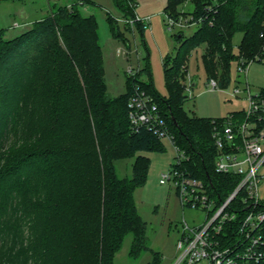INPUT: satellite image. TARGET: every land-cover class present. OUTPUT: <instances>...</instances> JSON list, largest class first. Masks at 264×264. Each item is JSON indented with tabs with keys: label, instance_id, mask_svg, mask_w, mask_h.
<instances>
[{
	"label": "trees",
	"instance_id": "1",
	"mask_svg": "<svg viewBox=\"0 0 264 264\" xmlns=\"http://www.w3.org/2000/svg\"><path fill=\"white\" fill-rule=\"evenodd\" d=\"M186 1L203 20L192 36L178 34L181 49L163 60L166 97L152 78L139 79L141 70L127 76L125 93L111 97L97 19L74 5L13 38L0 30V264H26L30 257L33 264H114L129 235L132 257L148 248L135 191L151 166L143 153L165 146L152 131L132 128L128 102L136 83L153 97L174 143L189 157L180 168L221 200L233 192L237 177L216 171L212 137L213 120L227 116L186 112L188 62L205 45L207 80L220 88L228 86L234 61L264 62V0H168L166 15L178 19ZM117 2L126 17L136 18L134 0ZM237 32L243 33L238 54ZM143 70L150 72L149 63ZM259 91L264 96V88ZM234 114L245 116L244 109ZM121 159H134L131 176H119ZM237 225L224 228L230 242L237 240ZM160 262L156 253L150 264Z\"/></svg>",
	"mask_w": 264,
	"mask_h": 264
},
{
	"label": "rangeland",
	"instance_id": "2",
	"mask_svg": "<svg viewBox=\"0 0 264 264\" xmlns=\"http://www.w3.org/2000/svg\"><path fill=\"white\" fill-rule=\"evenodd\" d=\"M78 1L0 0V30H4L5 38H13L31 28L34 22L56 12L59 7L74 5L83 16L93 14L97 19L109 95L116 97L126 92L127 70L132 68L141 70V81H149L152 78L157 91L166 97L168 91L163 60L166 55L174 56L181 49L182 41L178 40V34L183 33L186 39L198 29L202 19L195 15L194 4L186 1L180 6L177 21L193 17L197 22L186 26L176 24L173 27L165 13L168 0H134V23L130 22L132 17H126L117 0H91L93 3L86 4H79ZM242 37V32L233 36L234 51L237 54ZM205 48V45H201L193 51L188 62V98L184 102L186 112L200 117H225L233 111L246 109L247 101L243 92L238 97H232L231 92L237 85L243 90L246 80L252 91L264 88V62L252 61L247 64L246 74H243L238 61H234L228 86L212 89L202 60ZM147 63L150 65V72L143 70ZM189 87L191 92L188 91ZM162 141L164 151L143 153L150 157L151 166L146 183L135 191L139 212L147 222L148 248L138 257H132V238L129 235L116 254L114 264H150L156 253L161 258V264H172L179 253L177 242L183 228V218L191 225L205 219L206 212L202 209H182L173 183H161L163 173L169 171L177 155L170 140L162 138ZM133 161L134 159H121L116 162L120 177L132 175ZM260 171L264 175V165ZM260 194L264 200V179L260 184ZM26 234L27 241L30 235L28 232ZM34 261V258L30 257L26 264H33Z\"/></svg>",
	"mask_w": 264,
	"mask_h": 264
},
{
	"label": "built area",
	"instance_id": "3",
	"mask_svg": "<svg viewBox=\"0 0 264 264\" xmlns=\"http://www.w3.org/2000/svg\"><path fill=\"white\" fill-rule=\"evenodd\" d=\"M168 18L173 27L197 22L193 17L180 22ZM239 67L241 73L246 74L247 64L240 62ZM138 72L131 68L127 75L135 78ZM209 82L212 89L219 88L215 79ZM188 91L191 92V87ZM242 92L247 101L243 118L233 111L224 122L213 120L212 137L218 149L216 171L234 175L238 180L230 196L221 200L211 194L203 180L180 168L183 160L189 157L174 143L153 97L139 83L133 87L128 102L133 130L148 129L160 138L170 140L176 148L175 163L163 173L161 183H173L183 210L192 208L206 212L203 222L196 225L183 218L177 242L179 253L172 264H264V200L260 194L264 179L260 171L264 165V125L261 126L264 123V96L260 91H252L247 80L244 89L237 85L231 96L238 97ZM237 197L238 203L234 204ZM233 221L238 223L237 229H233L237 240L230 242L224 228Z\"/></svg>",
	"mask_w": 264,
	"mask_h": 264
},
{
	"label": "water",
	"instance_id": "4",
	"mask_svg": "<svg viewBox=\"0 0 264 264\" xmlns=\"http://www.w3.org/2000/svg\"><path fill=\"white\" fill-rule=\"evenodd\" d=\"M193 86L195 85V83L192 84Z\"/></svg>",
	"mask_w": 264,
	"mask_h": 264
},
{
	"label": "crops",
	"instance_id": "5",
	"mask_svg": "<svg viewBox=\"0 0 264 264\" xmlns=\"http://www.w3.org/2000/svg\"><path fill=\"white\" fill-rule=\"evenodd\" d=\"M193 84V83H192Z\"/></svg>",
	"mask_w": 264,
	"mask_h": 264
}]
</instances>
